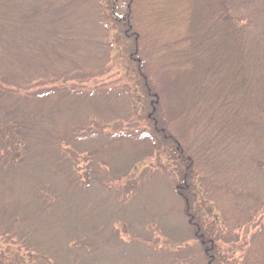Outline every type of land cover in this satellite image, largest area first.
<instances>
[{
	"label": "rangeland",
	"instance_id": "1",
	"mask_svg": "<svg viewBox=\"0 0 264 264\" xmlns=\"http://www.w3.org/2000/svg\"><path fill=\"white\" fill-rule=\"evenodd\" d=\"M22 2L27 7L0 20V79L7 87L19 89L29 101L4 96L0 105L10 115L0 113V126L16 123L14 116L23 121L27 112H33L31 118L36 121L34 128L40 139L72 136L82 128L85 131L78 132L77 137L89 135L98 141L111 133L102 129L106 135H101L102 126L119 131L152 124L150 100H146L141 86L135 89L134 105L130 91L122 88L126 83L135 88L128 81L135 66L127 61V53L120 52L129 43L113 38L116 32L109 0H95L88 6L93 11L90 17L79 15L78 9L69 7L73 4L70 2ZM117 8L125 10L122 2ZM21 15L26 19H20ZM16 24L17 32L13 33L12 26ZM143 24L147 26L146 18ZM177 31L181 26L174 24V34ZM117 52L120 53L116 55ZM101 55L99 73H95V81L89 82L87 75L93 66L88 67ZM94 85H99L98 89ZM44 94L39 102L37 99ZM25 123L30 124L29 120ZM115 143L127 149L125 144ZM53 144H39L35 139L22 159L5 170V183L13 189L11 202L27 222L30 236L49 249L50 263H206L202 253L206 246L190 236L194 231L188 223L190 216L186 217L183 202L173 197V189L181 186L174 156L162 151L161 145L160 153L137 161L135 169H130V161L125 174L114 172L120 169H111V174L102 162L99 145L61 149ZM223 159L230 162V150L223 153ZM199 204L197 197L191 203L194 214L190 215L218 234L216 243L212 240V251L216 249L219 264H239L236 246L228 245L230 238L212 222L217 214L206 208L199 216ZM77 239L81 245L73 248ZM223 242H227L226 246ZM141 247L145 251L140 253ZM0 253L6 258L4 264H25L20 259L25 254L12 243H0Z\"/></svg>",
	"mask_w": 264,
	"mask_h": 264
},
{
	"label": "trees",
	"instance_id": "2",
	"mask_svg": "<svg viewBox=\"0 0 264 264\" xmlns=\"http://www.w3.org/2000/svg\"><path fill=\"white\" fill-rule=\"evenodd\" d=\"M57 1L73 3L69 7L86 17L93 12L88 6L95 4V0ZM109 2L116 32L113 38L129 43L120 52L127 53V61L135 66L133 77L128 79L135 88L127 83L122 88L130 91L134 105L135 89L141 86L146 100H150L152 124L119 131L102 126L101 135H106L102 129L111 133L98 141L89 135L77 137L85 131L82 128L74 137L40 139L34 128L36 121L31 118L33 112H27L23 121L14 116L17 124L0 126V243L16 245L25 254L20 258L25 264H52L49 249L28 233L27 222L11 202L13 189L5 183L6 166L20 161L35 139L39 144L54 143L61 149L99 145L102 162L111 174L117 169L120 171H114L116 174H125L130 161V169H135L137 161L160 153L161 145L162 151L174 156L181 186L173 189V197L183 202L184 213L190 216L188 223L194 229L190 236L206 246L202 252L204 264H219L216 249L212 251L218 234L214 235L210 226L203 227L194 215L191 217V203L197 197L201 206L198 215L205 213L206 208L217 214L212 222L230 238L228 245L236 246L239 264H264V0ZM119 2L125 6L123 12L116 9ZM24 6L27 7L22 0H0V20ZM145 18L147 26L143 24ZM174 24L181 26L175 34ZM12 32H17V24L12 26ZM102 57L97 56L88 67L89 70L93 66L87 75L89 82L95 81ZM3 83L0 79V102L11 95L29 101L19 89L15 91ZM44 96L37 100L41 102ZM1 112L4 110L0 105ZM4 113L10 115L8 110ZM28 120L30 124L25 123ZM115 142L125 144L127 149ZM228 150L230 162L223 159ZM105 164L102 167L106 168ZM239 231L244 236L239 237ZM222 244L226 246L227 242ZM80 245L78 239L72 243L73 248ZM144 249L141 247L140 253ZM4 261V253H0V264Z\"/></svg>",
	"mask_w": 264,
	"mask_h": 264
}]
</instances>
